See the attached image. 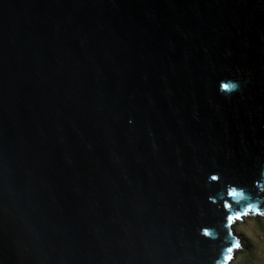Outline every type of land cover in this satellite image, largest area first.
Returning a JSON list of instances; mask_svg holds the SVG:
<instances>
[{
  "label": "water",
  "instance_id": "water-1",
  "mask_svg": "<svg viewBox=\"0 0 264 264\" xmlns=\"http://www.w3.org/2000/svg\"><path fill=\"white\" fill-rule=\"evenodd\" d=\"M245 207L264 0H0V264H221Z\"/></svg>",
  "mask_w": 264,
  "mask_h": 264
},
{
  "label": "rangeland",
  "instance_id": "rangeland-1",
  "mask_svg": "<svg viewBox=\"0 0 264 264\" xmlns=\"http://www.w3.org/2000/svg\"><path fill=\"white\" fill-rule=\"evenodd\" d=\"M243 219L233 225L236 233L244 239L239 241L243 250L235 252L233 264H264V216Z\"/></svg>",
  "mask_w": 264,
  "mask_h": 264
},
{
  "label": "bare ground",
  "instance_id": "bare-ground-1",
  "mask_svg": "<svg viewBox=\"0 0 264 264\" xmlns=\"http://www.w3.org/2000/svg\"><path fill=\"white\" fill-rule=\"evenodd\" d=\"M254 220H255V219H254ZM235 223H236V221H234V224H235ZM234 224H233V225H234ZM233 225H232V227H233ZM239 243H240V242H239ZM239 246H240L241 250H243V248H242L243 246H241V244H239ZM232 253L235 254V251L232 250ZM237 253H239V252H237Z\"/></svg>",
  "mask_w": 264,
  "mask_h": 264
},
{
  "label": "trees",
  "instance_id": "trees-1",
  "mask_svg": "<svg viewBox=\"0 0 264 264\" xmlns=\"http://www.w3.org/2000/svg\"><path fill=\"white\" fill-rule=\"evenodd\" d=\"M254 216L257 218V215H254ZM254 216L251 215L250 217L252 218V217H254ZM244 248H245V246H244Z\"/></svg>",
  "mask_w": 264,
  "mask_h": 264
}]
</instances>
